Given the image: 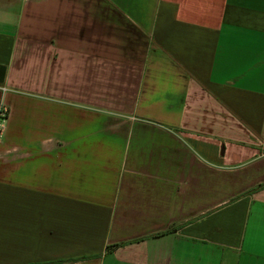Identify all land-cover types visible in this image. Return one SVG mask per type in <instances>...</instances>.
Segmentation results:
<instances>
[{"label": "crops", "instance_id": "obj_1", "mask_svg": "<svg viewBox=\"0 0 264 264\" xmlns=\"http://www.w3.org/2000/svg\"><path fill=\"white\" fill-rule=\"evenodd\" d=\"M2 105L0 264H264V0H0Z\"/></svg>", "mask_w": 264, "mask_h": 264}, {"label": "built area", "instance_id": "obj_2", "mask_svg": "<svg viewBox=\"0 0 264 264\" xmlns=\"http://www.w3.org/2000/svg\"><path fill=\"white\" fill-rule=\"evenodd\" d=\"M8 118H9V109L6 106L2 105L0 107V141L2 140L5 134Z\"/></svg>", "mask_w": 264, "mask_h": 264}]
</instances>
